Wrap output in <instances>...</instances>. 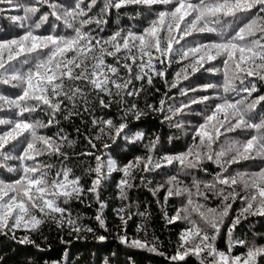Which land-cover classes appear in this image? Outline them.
I'll use <instances>...</instances> for the list:
<instances>
[{
    "label": "snow or ice",
    "instance_id": "obj_1",
    "mask_svg": "<svg viewBox=\"0 0 264 264\" xmlns=\"http://www.w3.org/2000/svg\"><path fill=\"white\" fill-rule=\"evenodd\" d=\"M41 3L48 4L49 0H41ZM96 5L97 0L84 6L81 0H75L58 15V6L49 4L53 9L51 15L62 19L64 25L72 29L70 36L37 34L36 30L48 20V15H42L34 25L25 26L24 21L39 11L35 6L25 7L23 16L12 17L14 22L20 21L21 27H26L23 34L0 39V83L20 89V94L15 97L0 94V111L11 110V117L0 118V125L7 126L0 132V158L9 159L7 149L22 147L17 157L20 167L7 168L10 173H20L19 178L10 182L0 179V233L7 230L16 239V230L36 231L46 219L74 226L76 221L61 204L80 198L84 192L81 178L74 176L72 168L67 165L51 174L54 166L40 158L59 156L62 161L67 160V153L62 150L67 138L59 134L55 137L42 134L41 130L58 124L56 116L63 111L67 110L65 119L79 115L68 110V105L71 104L73 109L77 104L87 105L89 95H94L102 108L111 104L105 97H118L122 101L124 95L136 96L141 89L135 88L133 80L146 79L151 84L153 76H166L165 67L157 70V64L170 67L177 63L182 66L169 87L178 89L183 97L191 94L194 98L179 107L169 106L170 115L165 119L172 120L192 105L203 104L206 113L203 122L195 129L193 143L183 152L155 157L153 151H158L157 137L146 145L147 156L135 157L123 167L111 158L105 163L101 156L95 155L96 166L90 169L95 178L87 191L99 198L102 181L118 171L123 173L118 184L120 195L126 199V189L132 187L134 169L151 173L178 166L177 174L169 176L165 182L164 199L167 202L169 197L186 195L187 203L167 219L169 224L183 219L189 226L181 232L180 245L170 259L187 264L186 257L196 256L200 258V264H260L264 258V245L255 240L234 239L233 232L248 216L264 217V169L251 175L237 173L229 176L227 173L230 166L241 161L264 157V114L257 113L258 107L264 108V95L254 96L258 92L256 80L264 82V0H105L101 13L112 8L137 6L151 14L154 6H171V10L157 12L142 31L119 30L107 39L93 35L91 29L85 30L86 25L107 23L103 16L89 15ZM99 30L103 31L102 28ZM194 34H215L218 39L201 43L195 40ZM107 57L114 58L116 64L108 63ZM221 57L223 81L220 84L181 86L183 82L190 83L201 70L221 71L212 65ZM134 67L137 72L133 76ZM121 68L129 74L128 78L121 75ZM209 90L212 95H195ZM217 100L219 102L213 106ZM165 103L162 99L160 106L153 111L164 112ZM132 109H136L135 104ZM84 111L88 108L85 107ZM37 112L45 114L47 122L32 118ZM135 114L139 119L143 113L137 110ZM256 115H259L258 121L254 120ZM92 123L101 125V131L103 126L114 131L113 151L119 155L121 146L116 143V138L128 128V124L116 125L111 119H93ZM175 126L182 125L177 123ZM237 130H252L254 134L242 144L227 139V134ZM143 137V133H137L132 139L140 141ZM221 137L225 140L217 150L214 146ZM91 147L96 145L91 144ZM230 153L232 155L228 158ZM206 162L216 164L219 169L210 182L193 177L189 187L179 179L180 172L185 175H191L195 170L207 172ZM144 179L141 177L142 181ZM239 183L243 184L245 195L235 191ZM165 184L152 189L153 195L165 188ZM210 194L221 198L219 207H208L200 202L208 201ZM237 199L243 201V206L227 226V252L220 251L215 242L225 218L229 217L232 201ZM103 206L101 204V208ZM96 219L103 226L100 215ZM74 230L79 231V228ZM99 239L105 238L101 236ZM121 240L129 242L127 237H121ZM19 243L33 241L24 236ZM130 243L136 248L148 247L140 240L134 239ZM238 245L246 251L242 255H233L232 250ZM150 251L155 252L156 248L152 247Z\"/></svg>",
    "mask_w": 264,
    "mask_h": 264
},
{
    "label": "trees",
    "instance_id": "obj_2",
    "mask_svg": "<svg viewBox=\"0 0 264 264\" xmlns=\"http://www.w3.org/2000/svg\"><path fill=\"white\" fill-rule=\"evenodd\" d=\"M90 2L91 0H81L82 6ZM74 3L75 0H49L48 4L41 3V0H0V39H9L23 34L26 27H21V22H14L12 17L23 16L24 8L28 6H35L39 11L31 19L24 21L25 26L34 25L42 15L47 14L48 20L41 25L40 29L36 30L37 34L70 36L73 34L72 29L66 27L62 19L51 15L53 9L49 7V4L57 5L59 9L57 14L60 15L63 8ZM104 3L105 0H97V5L93 7L89 15L103 16L107 23L100 26L96 24L85 26V30L91 29L93 35L104 39L119 30L142 31L150 20L155 18L157 12L171 10V6H154L152 13L149 14L142 7L128 6L123 9L112 8L107 13H101L100 9ZM255 11L252 13L253 16ZM99 28H102L103 31H100ZM194 37L197 42L201 43L218 39L215 34H194ZM174 47L177 46L174 45ZM106 60L108 63L116 64L112 57H107ZM212 65L221 71L213 73L201 70L191 79L190 83L183 82L181 86L196 87L208 83L220 84L223 81V58L212 62ZM181 66L177 63H173L170 67L157 64V70L165 67V77L153 76L151 84L146 79L133 80L135 88L141 89L139 94L136 96L124 95L122 101L118 97H105L106 102L111 101L108 108L100 107L98 99L94 95L88 96L87 105L77 104L73 109L69 104L68 110L78 112L79 115L65 119L67 110L63 111L56 116L58 124L41 130L42 134L54 137L59 134L67 138L62 149L67 153V160L62 161L59 156H44L40 160L54 166L52 175L62 166L67 165L72 168L74 176L81 178L84 192L80 198L71 199L66 204H61L62 207L67 208V212L71 219L76 221V224L70 226L67 222L61 224L58 220L46 219L36 231L16 230V239H13L12 234L7 230L0 233V264H184L182 261H173L170 257L176 254L180 245V234L189 225L183 219L169 224L167 218L174 216L177 210L184 207L187 203V196H172L168 198L167 202L164 199L167 187L165 182L169 176L177 174L178 166L165 167L151 173L144 172L142 169H134L131 179L132 187L126 189V199H122L120 195L118 184L123 178V173L118 171L107 175L106 179L102 181L99 198L95 193L87 191L95 178V173L90 171L96 166L95 155L101 156L105 163L111 158L117 162L119 167H123L129 161H133L135 157L147 156L146 145L157 137H159L158 151H153L155 157L183 152L193 143L195 129L203 122L206 113L203 104L192 105L191 108L183 114L173 117L172 120L165 119V116L170 115L167 111L169 106L179 107L181 103H187L189 99L194 98L191 94L189 97H183L178 89L169 87ZM136 72L134 67L132 75L134 76ZM121 75L125 78L129 76L122 68ZM256 85L258 92L254 96L264 95V82L256 80ZM0 94L15 97L20 94V89L0 83ZM212 94V90H209L208 92H198L195 95ZM162 99L166 101L165 111H153L154 108L160 106ZM217 102L219 101H214L213 106ZM133 104L136 105V109L130 110ZM85 107L88 108V111H84ZM137 110L143 113L139 119L135 114ZM257 113L264 114V108L258 107ZM9 117H11V110L0 111V118ZM32 118H39L47 122V116L40 112L32 114ZM93 119H111L116 125L122 122L128 124V128L116 138V143L121 146L119 155L113 151L112 136L114 131H110L106 126H103L104 130L101 131L102 126L94 125ZM254 120L258 121L259 115H256ZM177 123L182 126L177 128L175 126ZM6 129L7 126L0 125V132ZM137 133H143L144 137L140 141H133L132 138ZM252 134H254L252 130L247 132L237 130L227 134V139L242 144ZM224 140L225 137H221L220 142L214 147L218 150ZM91 144H95L96 147L92 148ZM105 144L110 147L105 148ZM7 151L11 158H0V179L10 182L18 179L20 173H10L7 168L20 167L17 157L20 155L22 147L9 148ZM90 152L94 155H87ZM231 155L230 153L228 158ZM205 166L208 169L207 172L195 170L191 175L180 172L179 179L189 187H191L193 177L205 183L210 182L219 169L216 164L211 162H206ZM261 169H264V157H257L254 160L241 161L230 166L227 174L229 176H234L237 173L251 175ZM104 171L106 172L107 169L105 168ZM141 177L145 179L142 181ZM161 184H165V188H160L153 195L152 189ZM235 191L240 195L246 194L242 183L235 186ZM200 202L215 208L220 206L221 198L210 194L208 201L201 200ZM101 204L104 205L103 208H101ZM232 205L229 217L225 218L224 226L221 227V232L215 242L220 251L227 252V226L231 224V218L238 214L243 206V201L237 199L232 201ZM120 209L124 211L120 212ZM97 215L103 219V226L96 219ZM121 216L124 217V220L121 219ZM75 227H78L79 231H75ZM89 229L91 230L89 231ZM24 236H28L33 243H19V239ZM101 236L105 239L100 240ZM121 237H127L129 242L123 243ZM233 238L245 239L249 242L255 240L257 244L264 245V217L248 216L246 220H242L233 232ZM134 239L145 242L148 247H133L130 242ZM152 247L156 248L155 252L150 251ZM245 251L244 247L238 245L233 248L232 254L242 255ZM186 260L187 264H200V258L196 256L186 257ZM260 264H264V258L260 260Z\"/></svg>",
    "mask_w": 264,
    "mask_h": 264
}]
</instances>
